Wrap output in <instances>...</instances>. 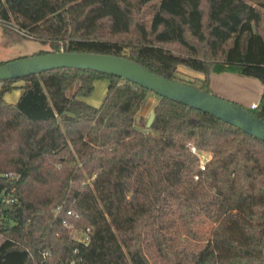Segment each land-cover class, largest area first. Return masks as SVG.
<instances>
[{
    "label": "trees",
    "instance_id": "1",
    "mask_svg": "<svg viewBox=\"0 0 264 264\" xmlns=\"http://www.w3.org/2000/svg\"><path fill=\"white\" fill-rule=\"evenodd\" d=\"M12 20L48 45L33 54H111L209 93L213 65L238 67L262 86L248 111L264 121V0H0L3 31ZM148 92L64 67L0 81V173L17 175L0 176V264H264V142L157 95L138 128ZM188 142L209 154L203 171Z\"/></svg>",
    "mask_w": 264,
    "mask_h": 264
},
{
    "label": "water",
    "instance_id": "2",
    "mask_svg": "<svg viewBox=\"0 0 264 264\" xmlns=\"http://www.w3.org/2000/svg\"><path fill=\"white\" fill-rule=\"evenodd\" d=\"M91 70L120 77L153 94L205 112L264 142V121L237 103L184 83L161 77L142 65L120 56L62 50L32 54L0 64V81L17 79L57 68ZM157 104V100L153 107ZM154 117L149 112L145 127Z\"/></svg>",
    "mask_w": 264,
    "mask_h": 264
},
{
    "label": "rangeland",
    "instance_id": "3",
    "mask_svg": "<svg viewBox=\"0 0 264 264\" xmlns=\"http://www.w3.org/2000/svg\"><path fill=\"white\" fill-rule=\"evenodd\" d=\"M249 2V1H248ZM255 5L252 2H249ZM140 16L144 19L146 26L149 22V9L143 7L140 10ZM13 28L10 32L3 31L0 25V60L9 61L16 58H21L22 56H29L38 51H46L49 49L48 45L41 43L34 38H26L22 36L15 30V22L12 20ZM176 77L191 81L195 77H202L201 74L193 72L181 65L176 67L175 71ZM107 81L104 79H96L93 81V89L84 101L92 106H98L106 91ZM210 91L212 94L221 97L223 99L229 100L231 102L237 103L238 105L249 109L248 101L251 99H256L259 97L262 91V86L260 82L254 78L237 75L233 76L231 74H215L212 76V81L210 84ZM19 90H12L5 93L3 98L7 103H14ZM157 100V96L152 92L146 94V98L142 102L139 111L134 117V124L138 128L145 127V120L152 110L154 103ZM200 153L209 154L206 151L199 150ZM182 237V236H181ZM1 241V238H0Z\"/></svg>",
    "mask_w": 264,
    "mask_h": 264
},
{
    "label": "built area",
    "instance_id": "4",
    "mask_svg": "<svg viewBox=\"0 0 264 264\" xmlns=\"http://www.w3.org/2000/svg\"><path fill=\"white\" fill-rule=\"evenodd\" d=\"M13 24H11V28ZM15 30L20 33L22 36H27V33L25 30H22V29H19L17 26L15 27ZM59 50H62L61 48H59ZM255 104H251L249 109H253L255 108ZM186 147L189 149V151L194 154L197 158H198V164H197V168L198 170L200 171H203L204 170V166H205V163L208 161L209 159V156H207L205 153L202 154L200 153V151L198 149H196V147H194V145L191 143V142H188L186 143ZM0 176L1 177H7V178H11V179H16L17 178V175L16 174H13L11 172H1L0 173ZM193 179H197V176L194 175L193 176ZM16 202V198L9 194L6 199H5V203H14ZM59 209V208H57ZM56 209V210H57ZM66 214L67 215H71L73 217H76V214L70 210H67L66 211ZM62 225L72 229V224L68 223L67 221L63 220L62 222ZM88 229H86L85 231H79V230H76V229H72V232L74 233V236L78 241L82 242L83 244H86V241H87V236H86V232H87Z\"/></svg>",
    "mask_w": 264,
    "mask_h": 264
},
{
    "label": "crops",
    "instance_id": "5",
    "mask_svg": "<svg viewBox=\"0 0 264 264\" xmlns=\"http://www.w3.org/2000/svg\"><path fill=\"white\" fill-rule=\"evenodd\" d=\"M215 74H227V75L231 74L233 76L241 75L240 69L238 67L230 66V65H224V64L213 65V67L211 69V73H210L209 87H210V84H211V81H212V76L215 75ZM15 90H18V89H15ZM19 94H20V92H19ZM19 94H18V96H19ZM259 97H260V95H259ZM259 97H257L256 99H252V100L250 99L248 101V107H250L251 104L257 105V103L259 101Z\"/></svg>",
    "mask_w": 264,
    "mask_h": 264
}]
</instances>
